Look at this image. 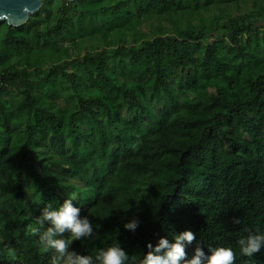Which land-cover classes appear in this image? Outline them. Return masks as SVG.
I'll return each instance as SVG.
<instances>
[{
  "label": "trees",
  "instance_id": "1",
  "mask_svg": "<svg viewBox=\"0 0 264 264\" xmlns=\"http://www.w3.org/2000/svg\"><path fill=\"white\" fill-rule=\"evenodd\" d=\"M263 18L264 0H42L0 23V264H50L30 229L73 193L95 230L81 254L118 242L139 264L191 230L189 258L264 264L237 244L264 232Z\"/></svg>",
  "mask_w": 264,
  "mask_h": 264
},
{
  "label": "clouds",
  "instance_id": "2",
  "mask_svg": "<svg viewBox=\"0 0 264 264\" xmlns=\"http://www.w3.org/2000/svg\"><path fill=\"white\" fill-rule=\"evenodd\" d=\"M77 198L73 193L56 207L46 205L30 229L32 235L38 236L44 251L52 253L50 264H129V254L118 242L98 249L95 254H81L72 248L74 241L95 235L89 216L81 215V208L73 204ZM233 223L239 224V218H234ZM139 224V219L132 217L123 223V228L135 232ZM170 236L171 240L160 237L155 245L147 243L148 251L139 264H235L232 248L208 246L205 251L198 242L189 258L186 249L196 240V234L191 230L170 232ZM237 244L243 256L254 257L264 249V232L242 236ZM8 255L15 259V250L9 248Z\"/></svg>",
  "mask_w": 264,
  "mask_h": 264
},
{
  "label": "water",
  "instance_id": "3",
  "mask_svg": "<svg viewBox=\"0 0 264 264\" xmlns=\"http://www.w3.org/2000/svg\"><path fill=\"white\" fill-rule=\"evenodd\" d=\"M42 6V0H0V23L13 27L24 25Z\"/></svg>",
  "mask_w": 264,
  "mask_h": 264
},
{
  "label": "rangeland",
  "instance_id": "4",
  "mask_svg": "<svg viewBox=\"0 0 264 264\" xmlns=\"http://www.w3.org/2000/svg\"><path fill=\"white\" fill-rule=\"evenodd\" d=\"M258 24H264V18ZM164 30V24L158 20L146 19L144 25L145 35L148 37L154 36Z\"/></svg>",
  "mask_w": 264,
  "mask_h": 264
}]
</instances>
